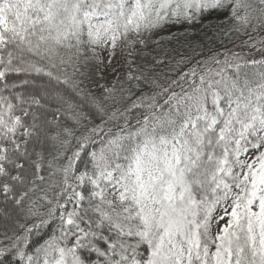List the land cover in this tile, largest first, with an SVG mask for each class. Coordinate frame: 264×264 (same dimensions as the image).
I'll return each mask as SVG.
<instances>
[{"label":"snow or ice","instance_id":"snow-or-ice-1","mask_svg":"<svg viewBox=\"0 0 264 264\" xmlns=\"http://www.w3.org/2000/svg\"><path fill=\"white\" fill-rule=\"evenodd\" d=\"M213 14L242 50L174 62ZM261 33L264 0H0V264H264Z\"/></svg>","mask_w":264,"mask_h":264},{"label":"trees","instance_id":"trees-1","mask_svg":"<svg viewBox=\"0 0 264 264\" xmlns=\"http://www.w3.org/2000/svg\"><path fill=\"white\" fill-rule=\"evenodd\" d=\"M171 33L174 34L175 38L171 41L165 40V47L169 50L174 62L175 60H179L182 56H195L196 59H201L216 51H241L242 41L247 40L246 36L231 31V24L228 22L224 14H213L193 27H173ZM161 35L167 37L168 33L165 32ZM261 35H264V33H261ZM193 48H195V52H193ZM147 51L151 53V49H148ZM243 51H247V49H243ZM151 54L154 55L155 53ZM150 58L151 57L148 56L138 62L144 63ZM100 70L95 73L89 71V74L93 81L102 85ZM119 71L118 76L123 80L124 75L127 72V68L125 66L123 67V63H121ZM92 87L93 90L100 91L95 83ZM3 223H5V221L0 219V225ZM50 233L51 229H44L39 236H34L33 239L42 242V238L46 239L47 235Z\"/></svg>","mask_w":264,"mask_h":264},{"label":"rangeland","instance_id":"rangeland-1","mask_svg":"<svg viewBox=\"0 0 264 264\" xmlns=\"http://www.w3.org/2000/svg\"><path fill=\"white\" fill-rule=\"evenodd\" d=\"M121 63H123L121 60V57L118 56L117 60L113 62L114 67L117 69L116 72H113V69L111 67L107 69L101 67L100 74L104 76V79H102V82H101L102 85L111 84L114 82L115 77L118 76L120 72L119 70H120Z\"/></svg>","mask_w":264,"mask_h":264}]
</instances>
